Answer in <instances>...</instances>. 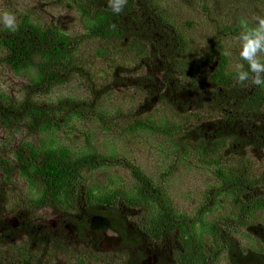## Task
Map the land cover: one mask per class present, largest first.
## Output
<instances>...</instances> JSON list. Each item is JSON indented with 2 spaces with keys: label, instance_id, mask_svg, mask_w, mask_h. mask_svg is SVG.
<instances>
[{
  "label": "trees",
  "instance_id": "trees-1",
  "mask_svg": "<svg viewBox=\"0 0 264 264\" xmlns=\"http://www.w3.org/2000/svg\"><path fill=\"white\" fill-rule=\"evenodd\" d=\"M53 2L76 13L82 38L34 23L29 14L17 18L15 31L0 25V66L27 83L23 96L0 93V129L9 141L21 133L29 139H19L9 153L7 143L0 146L6 152L0 153V264H70L68 257L74 264H89L87 255L100 264L110 258L111 264H137L144 240L167 249L163 256L168 264H218L223 257L229 264H264V171L254 172L247 159L250 148L264 150V130L258 125L264 86L237 82V65L247 70V62L240 59L233 68L222 41L229 34L239 37L248 24L221 23L202 44L171 20L175 18L163 0H127L120 14L112 12L109 0ZM94 38L107 47L98 56H114L106 61L109 74L76 54L82 42ZM201 45L205 51H198ZM150 67L164 73L157 88L144 82ZM71 84L84 96L43 100ZM75 122L95 124L118 140L155 138V150L172 160L170 175L189 161L213 168L219 186L209 188L205 200L229 196L234 211L209 220L212 205L190 217L170 201L167 179L156 181L126 161L118 164L128 173V190L122 180L107 186L89 181L88 175L108 167L110 158L90 149L74 152L51 137L69 132ZM240 125L253 127L258 143L240 134ZM33 138L39 141L34 144ZM14 176L25 181L29 196L26 203L17 199L8 208L7 184ZM43 211L62 216L73 240L41 228L40 217L49 213ZM8 217L20 226L9 224ZM92 218L106 220L120 240V248L108 256L101 250L100 231L89 236ZM253 226L259 234H242ZM14 235L18 237L12 240ZM204 236L214 246L211 254ZM169 238L172 243L165 248ZM235 238L247 240V248Z\"/></svg>",
  "mask_w": 264,
  "mask_h": 264
},
{
  "label": "rangeland",
  "instance_id": "rangeland-1",
  "mask_svg": "<svg viewBox=\"0 0 264 264\" xmlns=\"http://www.w3.org/2000/svg\"><path fill=\"white\" fill-rule=\"evenodd\" d=\"M163 5L169 10L171 15L175 19H171L177 25H181L187 30H190V36L196 40V42L206 44L207 38L214 31L219 30L218 26L221 23L229 24L235 27L241 28V23L248 24V27L255 25L254 18H264V0H163ZM207 5L209 8H205ZM10 12L14 14L16 21L19 16L29 14L34 23H41L43 26L51 25L57 27L64 34L70 37L82 38L84 31L78 23L77 15L74 11L65 8L57 7L53 0H0V13ZM1 26H5L0 21ZM193 31V32H192ZM222 41L227 49V54L230 59L231 66L236 67L237 62L240 60V40L237 35L232 34L223 36ZM106 43L98 38L88 39L82 42L76 54L84 59L91 60L90 65L96 70L107 71L111 73V66L106 63L109 58L97 55V51L104 49ZM198 51L203 47H199ZM264 56V54H261ZM113 60V59H111ZM95 70V71H96ZM145 83L150 84L153 88L161 86L164 81V73H159L157 68L150 67L149 71L143 78ZM26 80L20 76H15L13 72L6 66H0V93L10 96H23L22 90L26 85ZM84 96L83 91L80 90L76 84L69 86L58 87L54 92L43 98V100L49 102H55L62 97H81ZM193 107V106H192ZM148 112V111H147ZM263 115L259 118L258 125L264 130V111ZM219 122V119L210 123ZM207 124V123H206ZM74 127L69 129V132H62L54 136V144H63V146L74 152H88L95 151L99 154L108 156L110 159L105 160L109 165L108 167L99 168L92 171L90 180L97 184L107 186L110 183L120 184L123 181V187L128 190L130 186L129 177L126 170H124L118 162H130L140 167L147 175L151 176L157 181L159 177L167 179L165 186L167 187V196L173 205L186 213L188 216L193 217L194 213H200L204 207H212L213 212L208 216L209 220L214 218L229 216L230 211H234L229 196L221 195L214 201H206L205 195L209 188L216 186L218 188L216 180L213 177V168H206L198 166L189 161L187 164L179 166L178 170L170 175L169 171H172L170 161L166 158L165 154L156 151L154 147V141H157L153 137H148L147 141L139 140H118L111 134L102 132L95 124L89 122H75ZM238 132L243 135H249L248 138L252 142L258 143L260 136L254 139V128L246 129L243 125L238 127ZM212 129V128H211ZM209 127L206 128V133L211 134L212 130ZM246 130H250L247 132ZM28 141L24 133L21 136H13L9 141L3 130L0 129V146L7 143L6 151L9 153L12 148H15L18 140ZM47 139V138H46ZM88 139V140H87ZM36 144L39 139H30ZM40 144V143H39ZM38 144V145H39ZM40 146V145H39ZM258 146V144H257ZM2 155L6 152L0 150ZM249 161L253 162V171L263 173L264 171V150L249 149L248 157ZM171 176V177H169ZM12 183L8 186V201H6L7 207L12 206L17 199L23 200V203L27 202L26 197L29 196V188L24 180H20L17 176L13 177ZM49 212L44 214L39 219V226L46 228V230L56 233L58 237H67L71 241L73 240V230L70 228L69 223L56 212ZM261 217V215H260ZM259 217V218H260ZM263 219V217H262ZM8 223L14 227L20 226V221L8 217ZM92 233L89 236H93L94 232L100 231L101 233V250L109 255L112 251L120 248V240L117 235L110 229L109 223L100 218H92ZM17 229V228H15ZM242 234H248L252 237L255 234H259L257 227H250L248 230L243 229ZM18 231V230H15ZM18 236H13L12 240ZM66 238V240H67ZM206 252L211 254L214 246L211 239L208 236L203 237ZM235 242L241 245L243 248H247L249 243L245 239L235 238ZM172 243V238H169L165 242V248L169 247ZM78 244V243H74ZM80 244V243H79ZM78 246V245H77ZM77 248V247H76ZM75 250H73L74 254ZM167 249L160 248L155 243L144 240L142 246V259L136 260L137 264H168L169 259L164 257ZM131 256H134L135 251L130 252ZM76 255L78 252L76 251ZM56 259L61 260L59 257ZM87 263L100 264L97 262H91L88 255L86 256ZM67 261L74 264L71 258H67ZM113 261V258L109 259L108 263ZM135 261V259H134ZM43 264V263H42ZM49 264V263H46ZM50 264H55L54 262ZM218 264H229L227 260L220 258Z\"/></svg>",
  "mask_w": 264,
  "mask_h": 264
},
{
  "label": "clouds",
  "instance_id": "clouds-1",
  "mask_svg": "<svg viewBox=\"0 0 264 264\" xmlns=\"http://www.w3.org/2000/svg\"><path fill=\"white\" fill-rule=\"evenodd\" d=\"M127 0H109V7L115 14L123 12ZM0 21L5 26L15 31L16 18L10 12L0 13ZM255 25L246 27L238 39L240 40L239 56L246 61L248 69L244 70V64H238L235 79L239 83L247 82L249 86H264V18L255 17ZM115 28V25L112 26Z\"/></svg>",
  "mask_w": 264,
  "mask_h": 264
}]
</instances>
